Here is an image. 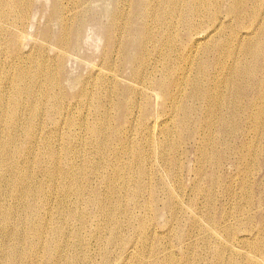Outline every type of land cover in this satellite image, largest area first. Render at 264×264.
Wrapping results in <instances>:
<instances>
[{"label":"bare ground","instance_id":"obj_1","mask_svg":"<svg viewBox=\"0 0 264 264\" xmlns=\"http://www.w3.org/2000/svg\"><path fill=\"white\" fill-rule=\"evenodd\" d=\"M0 264H264V0H0Z\"/></svg>","mask_w":264,"mask_h":264},{"label":"rangeland","instance_id":"obj_2","mask_svg":"<svg viewBox=\"0 0 264 264\" xmlns=\"http://www.w3.org/2000/svg\"><path fill=\"white\" fill-rule=\"evenodd\" d=\"M44 1H48V0H44ZM96 26H90V30H88V34L90 35L86 45H85V48H84V56L85 58H83L82 60L83 61H94V58H92L91 56H89L90 54H92V52H95L94 51V48H93V45H94V38L96 37ZM68 67L70 68H75L76 67V63L71 60L69 61L68 63ZM80 133L81 135L83 136V138H85L87 136L86 132L84 129L80 130ZM59 146V145H58Z\"/></svg>","mask_w":264,"mask_h":264}]
</instances>
